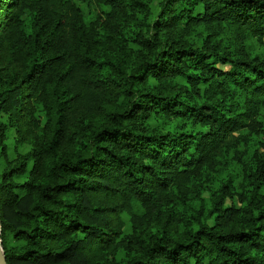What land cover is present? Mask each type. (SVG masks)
Instances as JSON below:
<instances>
[{
	"label": "trees",
	"instance_id": "1",
	"mask_svg": "<svg viewBox=\"0 0 264 264\" xmlns=\"http://www.w3.org/2000/svg\"><path fill=\"white\" fill-rule=\"evenodd\" d=\"M78 2L0 0L7 264H264V0Z\"/></svg>",
	"mask_w": 264,
	"mask_h": 264
},
{
	"label": "rangeland",
	"instance_id": "2",
	"mask_svg": "<svg viewBox=\"0 0 264 264\" xmlns=\"http://www.w3.org/2000/svg\"><path fill=\"white\" fill-rule=\"evenodd\" d=\"M76 1L78 3L79 7L83 10V12L86 15V17H90V14L93 12L92 8L88 7V5L86 3L78 2V0H76ZM252 45L255 48V52L261 53L262 55H264V39L262 40V43H259V42L255 41V40H253L252 41ZM13 137H14L13 133H10L9 136L7 137L8 155H9L10 158L15 156V148H14ZM26 150H27V148H21L20 149L21 152H25ZM4 165H5V162L0 157V171L4 168ZM135 212L139 213L140 209L136 207L135 208ZM122 218L124 219V221L126 223L125 232L128 233L129 232V217H128V215L123 214Z\"/></svg>",
	"mask_w": 264,
	"mask_h": 264
},
{
	"label": "water",
	"instance_id": "3",
	"mask_svg": "<svg viewBox=\"0 0 264 264\" xmlns=\"http://www.w3.org/2000/svg\"><path fill=\"white\" fill-rule=\"evenodd\" d=\"M0 264H7L6 257L4 255V251H3V248H2L1 240H0Z\"/></svg>",
	"mask_w": 264,
	"mask_h": 264
}]
</instances>
